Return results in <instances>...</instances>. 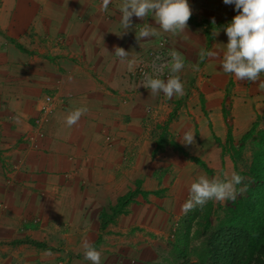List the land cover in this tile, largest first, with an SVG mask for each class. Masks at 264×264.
<instances>
[{
    "label": "crops",
    "instance_id": "obj_1",
    "mask_svg": "<svg viewBox=\"0 0 264 264\" xmlns=\"http://www.w3.org/2000/svg\"><path fill=\"white\" fill-rule=\"evenodd\" d=\"M120 2L111 0L103 11L102 0H0V225L3 242L43 244L38 251L30 247L40 264H91L85 241L101 252V264H141L145 253L156 256L139 227L153 235L169 222L174 198L167 165L174 152L158 153L162 131L185 154L217 168L224 107L232 99L231 117L251 113L238 107L259 81H236L218 61L198 55L227 44L223 29L238 14L234 5L188 0L185 33L137 41V25H158L151 14L133 16L127 33L117 35ZM163 39L185 64L179 73L185 94L170 100L151 96L138 76L148 51ZM115 47L129 52L125 62L114 56ZM47 97L52 113L42 119ZM78 107L88 111L69 128L64 118ZM188 130L195 142L185 145L180 137ZM133 193L135 201L117 213ZM153 193L160 196L143 197Z\"/></svg>",
    "mask_w": 264,
    "mask_h": 264
},
{
    "label": "clouds",
    "instance_id": "obj_2",
    "mask_svg": "<svg viewBox=\"0 0 264 264\" xmlns=\"http://www.w3.org/2000/svg\"><path fill=\"white\" fill-rule=\"evenodd\" d=\"M111 0H102L101 9L107 11ZM226 5H234L237 15L231 22L224 26L228 37L227 44L219 50L201 48L200 61L206 58L216 60L221 66L222 72L234 76L236 81L247 80L257 82L258 89L264 91V0H223ZM120 27L123 29L117 35L126 34L132 27V17L145 19L151 14L158 27L148 23L136 26L137 41L143 38H152L161 33L179 35L185 33L188 21L192 15L188 0H121L119 4ZM215 35H218L216 33ZM107 50V49H106ZM114 56L123 63L127 60L129 52L122 47H115ZM183 57L176 51L170 52V59L161 64L155 74L144 73L142 86L150 90V95L155 97L163 93L167 99L182 97L185 94L184 83L179 73L184 70ZM168 70L167 78L162 79L164 70ZM193 71H200L199 64L193 65ZM87 107H78L68 112L64 118L67 127L77 125L83 115L87 113ZM195 134L188 130L180 137V142L190 145L195 142ZM244 177L232 172L225 174L224 179H209L204 175L191 183L188 199L180 206L181 211L187 214L197 206H203L209 200L225 202L235 200L237 185H240ZM241 192L244 189H240ZM84 259L91 264H101V252L88 241L83 243ZM51 255V253H47Z\"/></svg>",
    "mask_w": 264,
    "mask_h": 264
},
{
    "label": "rangeland",
    "instance_id": "obj_3",
    "mask_svg": "<svg viewBox=\"0 0 264 264\" xmlns=\"http://www.w3.org/2000/svg\"><path fill=\"white\" fill-rule=\"evenodd\" d=\"M170 50L173 51L171 48ZM144 63H148V60ZM230 98L231 96L228 95L226 102L227 100L230 102ZM243 99L244 106L240 105L238 109L243 110L248 107L247 109L251 111L248 116L241 117L235 114V117H231L227 108H235L234 106H236V103L232 102V99L230 104L224 107L226 129L223 135L225 139L224 143L220 145L223 162L222 166L218 165L217 168H214L209 161H203L189 154H185V151L171 139L170 132L168 130L162 131V143L159 146L158 153H162L167 147H170L172 152H174L172 158L168 159L167 165L168 185L169 189H171V196L174 199L170 203L171 206H168V208L171 207L168 211L169 222L164 225L163 229L158 230V234L152 235L145 227H139V233H148L143 234L149 238V240H143L144 244L149 248L151 247L150 249L156 254V256L153 257H146L145 253L144 257L147 258V260H144V263L141 264H184V260L180 257V252H176L174 248L178 246L176 245L178 241L185 242V238L187 239L190 237L191 246H199L198 241L195 242L192 236L195 226L198 227V223L203 222L204 213L208 209H211V221L214 225H216L219 220L223 219V212L232 200H227L225 202L209 200L202 207L197 206L187 214L181 211L180 206L188 199L191 183L197 180L199 176L204 175L209 179L218 178L222 180L225 174L229 176L232 172L238 174L236 160L238 161L239 171L248 172L250 170L254 154L257 150V133L264 130V91L259 90L257 86L253 94H248V96H245ZM254 128L255 134L249 135L253 132ZM246 179L244 178V181H246ZM241 189L245 190L244 186H242ZM242 193L244 194V191ZM238 194L237 192V196ZM131 195L130 202L133 203L136 194L133 193ZM147 195L148 196L143 197L147 198L150 195L160 196L159 193ZM131 203H129V205ZM4 228H6V226ZM2 229L3 226L0 225V250L4 252L5 249H8L9 253L7 254L5 251V256H0V264H40L39 256L31 255L30 251L32 248H34L33 250L36 249V251L40 249V247L36 246V242L31 241L29 238L11 240L9 243L3 242V235H6V233L2 232ZM144 239H146V237H144ZM133 260L135 259L129 260L128 264H139L138 261ZM196 262V259H192L190 264H197Z\"/></svg>",
    "mask_w": 264,
    "mask_h": 264
},
{
    "label": "trees",
    "instance_id": "obj_4",
    "mask_svg": "<svg viewBox=\"0 0 264 264\" xmlns=\"http://www.w3.org/2000/svg\"><path fill=\"white\" fill-rule=\"evenodd\" d=\"M252 134L255 128L249 135ZM257 136V150L250 170L239 171L236 160L238 174L247 179L237 185L239 194L226 207L223 219L214 225L211 209L206 210L203 222L195 226L192 236L199 246H191L188 237L174 247L184 264H190L192 259H196L197 264H264V130ZM242 186L244 194L240 191ZM131 196L121 200L117 213L124 212L131 203ZM36 246L45 247L39 243Z\"/></svg>",
    "mask_w": 264,
    "mask_h": 264
},
{
    "label": "built area",
    "instance_id": "obj_5",
    "mask_svg": "<svg viewBox=\"0 0 264 264\" xmlns=\"http://www.w3.org/2000/svg\"><path fill=\"white\" fill-rule=\"evenodd\" d=\"M170 48L169 43L166 39L160 40L158 46L155 50L148 51V63H144L138 71V75L140 78L144 79V73H148L150 75L155 74L159 66L170 59ZM168 74V70H164V75L160 78L166 79ZM41 113L43 118H47L52 113V98H46V104L42 107Z\"/></svg>",
    "mask_w": 264,
    "mask_h": 264
}]
</instances>
